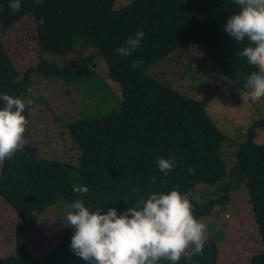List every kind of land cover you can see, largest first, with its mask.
<instances>
[{"label":"trees","instance_id":"trees-1","mask_svg":"<svg viewBox=\"0 0 264 264\" xmlns=\"http://www.w3.org/2000/svg\"><path fill=\"white\" fill-rule=\"evenodd\" d=\"M117 1L44 0L37 4L21 0V10L13 13L9 0H0V35L31 17L37 37L44 41V45H38L40 53L62 55L73 51L80 40L89 43L104 60L106 77L116 82L121 91L120 96L115 95L95 75L93 55L62 66L39 58L34 65L18 70L0 40V94L17 97L25 104L24 95L35 73L45 79L61 80L65 87L74 84L87 110L67 120L54 118L61 122L69 144L77 145L76 161L67 159L68 155L44 157L28 140L26 126L22 151L0 165V197L18 217L14 232L17 254L0 258V264H88L71 251L74 229L64 223L57 243L44 256L28 246L29 235L43 214L67 199L75 186L89 189L83 200L90 211L99 208L105 214L115 208L118 215L141 197L147 199L152 193L175 189L187 196L193 205V216L200 220L209 216L217 202L228 198L229 191L242 181L262 244L249 264H264V144L255 142L258 130L264 129V119L253 121L247 128L244 141L234 152L235 165L228 169L221 155L226 138L202 107L167 82L147 74L150 67L158 66L167 56L197 46L225 77L241 86L245 77L256 71L239 56L248 42L237 43L223 27L231 15L239 12V6L233 0H130L117 8ZM83 11L107 18L105 28L97 35L79 29ZM138 30L146 34L140 48L131 57L118 55L117 48ZM60 32L69 34L67 52L57 49L58 43L52 39ZM81 47L79 44L78 49ZM135 60L142 63L133 69ZM41 102L44 103L35 100L25 104L26 119ZM96 110L105 113L98 115ZM102 122L113 132L111 145L105 157L97 152L103 156V165L96 176L90 177V171H83L85 153L74 130L77 128L89 140L95 126ZM172 157L177 161L175 169L164 177L157 160ZM189 169H194V174H189ZM76 180L81 182L75 185ZM212 188L213 193L209 190ZM206 241L202 255L193 256L192 264H218L215 239ZM178 264L188 261L182 258Z\"/></svg>","mask_w":264,"mask_h":264},{"label":"rangeland","instance_id":"rangeland-1","mask_svg":"<svg viewBox=\"0 0 264 264\" xmlns=\"http://www.w3.org/2000/svg\"><path fill=\"white\" fill-rule=\"evenodd\" d=\"M130 0H118L116 7L125 5ZM107 18L94 16L83 11L79 17V29L97 35L105 28ZM90 24L96 27L92 29ZM59 35V36H58ZM56 35L57 49L68 51L69 34L60 32ZM61 40V44L59 43ZM5 51L10 55L18 70L36 63L39 58L54 62L60 66L68 65L80 57L95 56L94 73L107 84L111 91L121 95L120 86L106 77L107 66L94 46L82 40L74 46L73 51L58 55L40 53L38 45L43 39L37 37V29L31 17H26L5 34L0 35ZM50 40V39H49ZM147 74L167 82L185 96L195 100L206 115L225 136L226 143L221 155L228 169L235 165L234 152L239 143L245 139V131L257 119H264V98L253 103L244 101L239 93L246 90V80L241 86L233 84L219 70V66L204 57L199 47L186 48L167 56L158 66L153 65ZM25 104L35 100L44 101L29 112L26 133L28 140L34 144L44 157H65L76 161L79 149L76 144H69L61 122H55V116L63 120L85 114L82 98L74 84L65 87L58 79H45L35 73L31 76V87L24 95ZM53 112V113H52ZM101 115L99 110L94 112ZM93 132L90 139L83 138L76 128L79 146L85 153L83 171H90L91 176L103 165V156L108 151L112 130L102 122ZM255 142L264 144V129L257 132ZM67 148H70L66 154ZM97 152L102 154L97 155ZM98 172H100L98 170ZM79 176V175H78ZM80 177V176H79ZM81 181L76 180L75 185ZM77 187V186H75ZM203 186H201L202 188ZM211 193L214 188L209 189ZM202 191V190H200ZM228 198L217 202L212 213L199 221L206 227V239L214 238L218 246V264H249L252 257L262 249L257 225L248 202L247 188L244 181L229 191ZM79 193L72 192L67 199L60 200L53 209H48L38 221L29 235L28 246L39 256H44L57 243L59 228L66 224V215L71 211V204L80 199ZM197 198H200L198 196ZM18 226V217L0 197V258L9 254H17L14 245V232ZM190 251V250H189Z\"/></svg>","mask_w":264,"mask_h":264},{"label":"clouds","instance_id":"clouds-1","mask_svg":"<svg viewBox=\"0 0 264 264\" xmlns=\"http://www.w3.org/2000/svg\"><path fill=\"white\" fill-rule=\"evenodd\" d=\"M42 4L44 0H34ZM240 10L231 15L223 26L224 31L237 43L247 40L248 46L239 52L256 71L246 80V90L239 93L244 101L256 103L264 98V0H233ZM9 9L21 10V0H9ZM44 20L41 18L40 23ZM142 30L126 39L116 52L131 57L145 37ZM135 60L132 68L139 67ZM0 165L22 151L28 121L25 104L17 97L0 94ZM177 161L158 158L157 168L164 177L174 171ZM189 169V174H194ZM164 181L162 180L161 183ZM156 183V178H152ZM81 194L71 204L66 215V226L74 229L71 251L88 264H160L168 261L178 264L183 258L192 264V257L202 255L206 244V227L193 216V205L186 195L173 189L167 193H152L140 198L121 214L109 208L101 214L99 208L90 211L83 196L87 186L74 187ZM190 250V251H189Z\"/></svg>","mask_w":264,"mask_h":264}]
</instances>
